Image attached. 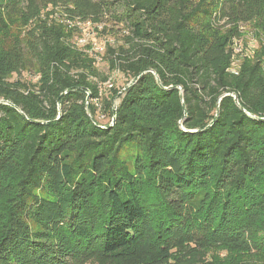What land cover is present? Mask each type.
Masks as SVG:
<instances>
[{
    "label": "trees",
    "instance_id": "obj_1",
    "mask_svg": "<svg viewBox=\"0 0 264 264\" xmlns=\"http://www.w3.org/2000/svg\"><path fill=\"white\" fill-rule=\"evenodd\" d=\"M48 9L111 15L133 82L104 99ZM247 25L264 0H0V264H264V49L230 71Z\"/></svg>",
    "mask_w": 264,
    "mask_h": 264
},
{
    "label": "rangeland",
    "instance_id": "obj_2",
    "mask_svg": "<svg viewBox=\"0 0 264 264\" xmlns=\"http://www.w3.org/2000/svg\"><path fill=\"white\" fill-rule=\"evenodd\" d=\"M41 20L47 21V23L54 22L55 20L60 22L65 28L69 31V38L67 43L76 51L90 53L91 55L97 56L99 60L92 62L95 72L98 75L97 78H91L92 82L98 84V88L102 89L101 95L105 99L110 97L111 90L115 89L121 92L124 91L126 87L133 82L131 78L126 77L118 70H111L107 61V56L105 55L106 47H117L122 40V36L126 35L123 26H118L117 23L112 19L111 15L103 17L101 22H79V21H66L60 17L57 10H45L41 15ZM111 28L113 30H108ZM243 42L247 44L245 48V54L249 57H253L254 53L264 49V34L256 36L254 34V29L251 25L243 26ZM24 30H21L19 35L23 34ZM84 39V43L80 41ZM253 42L250 44V41ZM252 49V51H250ZM97 53V54H96ZM250 56V58H252ZM247 58V57H246ZM249 59V58H247ZM240 61V58L236 57L233 61L234 68L237 67V63ZM236 63V64H234ZM31 71H24L20 78L25 81L33 80L37 78L34 77ZM104 79V81H102ZM111 84V88L107 87L106 84ZM114 108L118 104V98L113 100ZM96 105L99 108L98 120L99 122L106 124L109 121V116L104 112V115L101 113V102L95 101ZM218 257H224L225 253L223 251H217ZM87 264H107L100 263L97 261H91Z\"/></svg>",
    "mask_w": 264,
    "mask_h": 264
},
{
    "label": "built area",
    "instance_id": "obj_3",
    "mask_svg": "<svg viewBox=\"0 0 264 264\" xmlns=\"http://www.w3.org/2000/svg\"><path fill=\"white\" fill-rule=\"evenodd\" d=\"M64 19V18H63ZM64 20H66V21H71V20H67V19H64ZM72 21H79V22H90V21H81V20H78V19H76V20H72ZM242 29V28H241ZM242 31H243V29H242ZM81 43H84V39H82L81 41H80ZM253 42V39H252V41H250V43H249V46L251 47V43ZM246 46H247V44H245L244 42H243V38L242 39H240V40H235L234 42H233V45H232V47H233V51H234V55H233V59H232V63H231V68H230V71L232 72V73H235L236 72V69H237V67L239 66V63L241 62V60L243 59V58H249L250 59V56L248 57L246 54H245V48H246ZM250 51H252V49L250 50ZM90 54V53H89ZM97 54V53H96ZM253 54H255L254 53V50H253ZM91 55V54H90ZM93 58H94V60H99V58L97 57V56H94V55H91ZM236 57H238V58H240V61L237 63V67L236 68H234V66H233V61L235 60V58ZM252 57V56H251ZM234 64H236V63H234ZM263 70H264V61H263ZM106 86L107 87H109V88H111L112 86H111V84H109V83H107L106 84ZM101 91H102V89H99V93H101Z\"/></svg>",
    "mask_w": 264,
    "mask_h": 264
},
{
    "label": "water",
    "instance_id": "obj_4",
    "mask_svg": "<svg viewBox=\"0 0 264 264\" xmlns=\"http://www.w3.org/2000/svg\"><path fill=\"white\" fill-rule=\"evenodd\" d=\"M234 100H235V102H237V99L236 98H234Z\"/></svg>",
    "mask_w": 264,
    "mask_h": 264
}]
</instances>
